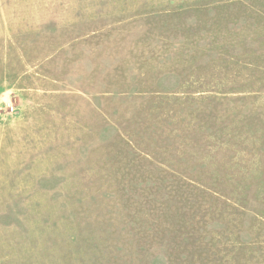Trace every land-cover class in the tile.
Segmentation results:
<instances>
[{
    "label": "rangeland",
    "instance_id": "374dc122",
    "mask_svg": "<svg viewBox=\"0 0 264 264\" xmlns=\"http://www.w3.org/2000/svg\"><path fill=\"white\" fill-rule=\"evenodd\" d=\"M0 264H264V0H0Z\"/></svg>",
    "mask_w": 264,
    "mask_h": 264
}]
</instances>
